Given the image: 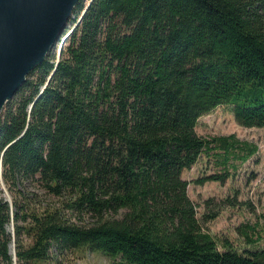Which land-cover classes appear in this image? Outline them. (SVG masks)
Segmentation results:
<instances>
[{"label":"trees","instance_id":"1","mask_svg":"<svg viewBox=\"0 0 264 264\" xmlns=\"http://www.w3.org/2000/svg\"><path fill=\"white\" fill-rule=\"evenodd\" d=\"M70 17L57 62L52 46L0 111V179L16 195L12 212L0 199V264H43L50 247L116 264H264V250H217L201 227L216 214L197 219L181 178L220 157L223 173L194 184L223 183L256 152L194 127L230 105L238 126L264 130V0H78ZM29 179L67 201L37 212Z\"/></svg>","mask_w":264,"mask_h":264},{"label":"rangeland","instance_id":"2","mask_svg":"<svg viewBox=\"0 0 264 264\" xmlns=\"http://www.w3.org/2000/svg\"><path fill=\"white\" fill-rule=\"evenodd\" d=\"M82 3L85 4L86 0H82ZM72 19L75 18L70 17L69 22ZM71 25L72 23L67 22L64 29L70 28ZM61 33L52 47L53 62H57L59 58L58 47L61 48L64 44L61 43L63 38ZM194 132L203 139L233 135L238 140L256 146L255 154L245 162H232L235 167L229 170L228 178L223 183L209 181L199 185L194 184L196 179L223 173L220 157H217L215 162L211 156L200 155L189 170L182 172L181 178L187 182L186 195L195 206L197 219L199 220L203 214H216L214 219L207 220L206 223L202 222L201 227L214 239L218 251L223 249L224 243L239 254L264 250V130L238 126L232 118L231 106L220 105L197 119ZM23 186L24 196L32 200H29L30 207L33 206L37 212L61 207L67 201V198L49 195L35 180L29 179ZM13 195L14 193H10L0 179V199L8 202L10 212H12ZM206 200L210 202L208 207L204 208L203 202ZM63 210L64 218L69 219L73 224L85 225L90 222L88 216H77ZM242 226L248 227V229L243 228L248 240H245L246 237L241 233ZM6 232L10 237L13 235L11 222L6 226ZM8 251L11 256L14 255L13 244L10 243ZM48 256V260L43 264H116L118 262L87 248L57 254L54 248L50 247Z\"/></svg>","mask_w":264,"mask_h":264},{"label":"water","instance_id":"3","mask_svg":"<svg viewBox=\"0 0 264 264\" xmlns=\"http://www.w3.org/2000/svg\"><path fill=\"white\" fill-rule=\"evenodd\" d=\"M77 2L0 0V111L24 82L27 74L44 60L64 30ZM84 10L71 30L79 22ZM66 37L67 34L61 43H64Z\"/></svg>","mask_w":264,"mask_h":264}]
</instances>
